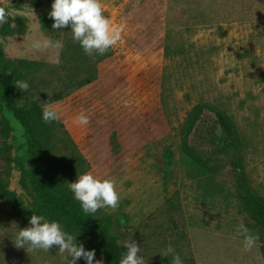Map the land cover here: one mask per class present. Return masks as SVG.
<instances>
[{"label": "rangeland", "instance_id": "374dc122", "mask_svg": "<svg viewBox=\"0 0 264 264\" xmlns=\"http://www.w3.org/2000/svg\"><path fill=\"white\" fill-rule=\"evenodd\" d=\"M38 1L45 0H0L5 17L0 44L11 60L42 62L57 70L27 80L29 89L18 90L20 105L31 97L43 104L60 91L64 71L57 67L67 44V56L82 67L81 75L95 64V80L48 102L61 113L79 151L72 155L71 147L63 148L61 132L52 137V155L66 182L87 171L116 182L118 206L99 209L95 220L109 218L110 234L120 245L135 241L145 264L163 257L168 246L184 264H264L263 232L238 199L247 193L264 198V0H101L104 15L122 26V38L98 62L95 53L77 50L69 27H41ZM20 18L23 33L1 34L5 24L19 30ZM43 38L59 39L63 47H31ZM57 55L60 62L53 64ZM198 103L219 109L230 133L228 148L207 162L206 171L181 151L183 123ZM81 112L89 117L87 125L73 123ZM205 115L214 118L209 111ZM2 116L12 131L3 135L0 124V179L29 204L14 161L24 131L10 112L0 111ZM232 162L244 168L245 182ZM241 224L258 236L248 251ZM27 226L29 220L13 216L0 198V264H66L58 246L30 252L17 248L15 234ZM77 241L92 249L80 235ZM101 259L109 264L95 250L94 260Z\"/></svg>", "mask_w": 264, "mask_h": 264}, {"label": "trees", "instance_id": "16d2710c", "mask_svg": "<svg viewBox=\"0 0 264 264\" xmlns=\"http://www.w3.org/2000/svg\"><path fill=\"white\" fill-rule=\"evenodd\" d=\"M41 9L39 21L44 30L52 29V19L48 17L51 10L49 1L36 3ZM21 28L16 30L5 24L1 28L4 36L15 32L23 33L24 19H19ZM67 55L71 52V44L66 45ZM77 50H82L79 43ZM112 53V47L103 55H97L96 62L103 60ZM65 55L57 67L64 71L61 89L45 102L59 100L75 88L82 87L97 77L95 64L88 65L86 75H81L83 69L74 59ZM94 62V63H96ZM92 68V69H91ZM56 67H49L42 62L28 60H11L7 58L2 44H0V111L7 110L20 123L24 131L25 141L16 145L14 161L21 172L22 187L30 194L31 202L26 204L14 191L8 188L5 181L0 179V198L7 203L13 216L29 220L35 212L44 214L48 219H57L69 232L85 238L92 249L103 254L109 264H119V259L127 249L117 243L109 232L110 219L97 222L93 215H85L79 202L73 199L67 188V182L62 177V172L57 160L53 157L52 137L61 132L64 143L63 148L71 147L72 155L79 151L71 140L64 124L59 120L44 123L41 120L42 105L34 97L28 102L19 104L18 88L15 86L17 79L27 81L36 77L38 73L53 74ZM214 114V118L206 116L205 112ZM226 119L221 111L207 103L196 104L188 113L181 130V151L199 169L206 171V164L216 160L228 148L230 133ZM3 135L8 136L12 127L6 117L0 119ZM80 162H85L79 158ZM232 168L238 172L242 182H245L246 173L242 165L232 162ZM178 193H175L177 196ZM243 211L262 230L263 241L260 247L264 259V198L251 193L238 194ZM153 264H170L169 257H161Z\"/></svg>", "mask_w": 264, "mask_h": 264}, {"label": "clouds", "instance_id": "9594fccd", "mask_svg": "<svg viewBox=\"0 0 264 264\" xmlns=\"http://www.w3.org/2000/svg\"><path fill=\"white\" fill-rule=\"evenodd\" d=\"M48 17L52 19L51 27L55 30L69 27L72 39L79 43L85 55H103L111 47L115 46L122 38V26L114 24L104 15L101 0H52ZM5 21L3 13H0V23ZM31 47L36 50H58L63 47L62 41L47 38L35 39ZM51 62L58 64L59 58L53 56ZM15 86L26 92L30 85L27 81L17 79ZM61 119L58 109L47 102H43L41 108V120L44 123H52ZM89 117L83 112L73 119V123L79 126L87 125ZM67 188L73 199L79 202L85 215H94L99 209H115L119 204V193L116 182L111 178H101L93 171H87L77 176L74 182H68ZM33 214L29 218V226L18 230L13 239L17 248H24L28 252L43 250L49 251L53 246H58V252L65 254L66 264H77L83 259L85 264H103V260H94L95 249L86 250L83 243L77 241V236L66 231L57 219H48L44 214ZM243 236V248L248 251L253 248L258 236L252 234L243 224L238 226ZM117 243H121L117 241ZM127 249L123 252L119 264H145V258L133 240L122 242ZM163 257H169L170 264H184L179 253L171 246L164 251Z\"/></svg>", "mask_w": 264, "mask_h": 264}]
</instances>
